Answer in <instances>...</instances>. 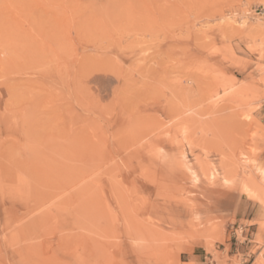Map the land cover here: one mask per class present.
Listing matches in <instances>:
<instances>
[{"label": "rangeland", "instance_id": "374dc122", "mask_svg": "<svg viewBox=\"0 0 264 264\" xmlns=\"http://www.w3.org/2000/svg\"><path fill=\"white\" fill-rule=\"evenodd\" d=\"M262 4L0 0V264H264Z\"/></svg>", "mask_w": 264, "mask_h": 264}, {"label": "bare ground", "instance_id": "6f19581e", "mask_svg": "<svg viewBox=\"0 0 264 264\" xmlns=\"http://www.w3.org/2000/svg\"><path fill=\"white\" fill-rule=\"evenodd\" d=\"M247 34L249 35L250 40L252 41V43L260 42L262 40V38H264L263 37V34H264V26H263V24L262 25H255L253 27H249L247 29ZM262 41H264V39ZM259 44H261V43H259Z\"/></svg>", "mask_w": 264, "mask_h": 264}, {"label": "built area", "instance_id": "2783aa9c", "mask_svg": "<svg viewBox=\"0 0 264 264\" xmlns=\"http://www.w3.org/2000/svg\"><path fill=\"white\" fill-rule=\"evenodd\" d=\"M251 12L252 18L264 25V4L256 6Z\"/></svg>", "mask_w": 264, "mask_h": 264}]
</instances>
